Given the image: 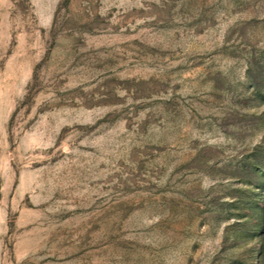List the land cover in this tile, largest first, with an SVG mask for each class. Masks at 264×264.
I'll return each mask as SVG.
<instances>
[{"label": "rangeland", "instance_id": "374dc122", "mask_svg": "<svg viewBox=\"0 0 264 264\" xmlns=\"http://www.w3.org/2000/svg\"><path fill=\"white\" fill-rule=\"evenodd\" d=\"M0 264H264V0H0Z\"/></svg>", "mask_w": 264, "mask_h": 264}]
</instances>
